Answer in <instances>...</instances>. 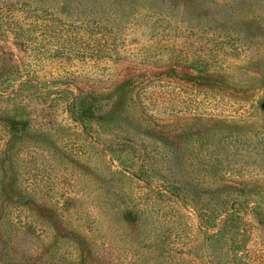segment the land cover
Here are the masks:
<instances>
[{"label":"rangeland","instance_id":"1","mask_svg":"<svg viewBox=\"0 0 264 264\" xmlns=\"http://www.w3.org/2000/svg\"><path fill=\"white\" fill-rule=\"evenodd\" d=\"M0 45L23 70L10 79L46 90L30 106L49 123L11 134L0 99V264L231 262L163 178L180 196L225 184L203 170L222 157L264 185V0H0ZM80 89L103 117L92 136L65 109Z\"/></svg>","mask_w":264,"mask_h":264},{"label":"trees","instance_id":"2","mask_svg":"<svg viewBox=\"0 0 264 264\" xmlns=\"http://www.w3.org/2000/svg\"><path fill=\"white\" fill-rule=\"evenodd\" d=\"M103 24L101 21V27L104 26ZM68 26V24L59 22L54 25V30L52 29L53 31L50 33L58 35L59 38L67 36L64 34L68 30ZM15 28L18 32L16 33L17 36L21 39H19L21 44L28 43L22 37L25 33L22 25L17 22ZM8 30L6 29V32ZM101 42L107 45L111 51L117 50L118 43L116 40L109 43L107 40ZM57 48L62 47L56 46L55 49ZM0 49V55L6 54L7 50L3 46L0 45ZM57 50L55 52L58 53ZM13 72L22 76L23 70L19 65H16L14 69L9 67V64L0 61V99L6 101L7 106L12 108V111L3 118L6 120L5 124L10 129L11 134H19L25 130H32L39 134L46 133V126L49 123H37L34 119L32 106H30L31 97H38L44 94L46 90H41L40 82L35 81L32 75L26 73L27 78L23 80L22 77L10 79ZM71 83L73 81L65 80L62 82L65 86H70ZM94 95L95 93L92 91L80 89L79 93H74L64 101L65 109L75 124L90 136L96 132L93 124H97L99 127L103 124V117H96L99 104ZM16 99H19V102H16ZM123 142H127L125 144L134 143L132 139L128 138H124ZM107 148L110 149V144ZM221 160L222 157L209 158L205 162L206 166L203 170L206 173L205 177L219 173L220 177L227 183L208 186L199 192L193 188L184 189V194L187 195L180 196L182 189L177 185L179 183L170 182L167 177H164L163 181L167 186L165 190L174 195L180 203L194 210L198 218L197 230L200 234H205L207 240L210 241L208 245L212 249L211 252L216 253L219 250V255H221L225 252L224 247L229 245L227 252L234 253L229 264H264V241L254 242L253 239L255 228L262 227L264 224V185L254 179L257 182L254 181L256 187L253 189L251 183L241 172L230 170V163L221 162ZM248 178L253 179V177ZM258 178L264 180V177ZM263 238L264 236H262ZM180 250L184 252L182 246ZM190 261L192 263L197 262L194 258Z\"/></svg>","mask_w":264,"mask_h":264}]
</instances>
